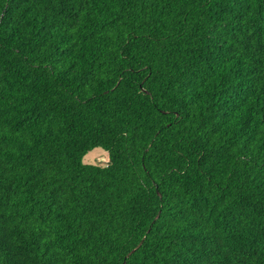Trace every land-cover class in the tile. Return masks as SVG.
Segmentation results:
<instances>
[{"label": "trees", "instance_id": "1", "mask_svg": "<svg viewBox=\"0 0 264 264\" xmlns=\"http://www.w3.org/2000/svg\"><path fill=\"white\" fill-rule=\"evenodd\" d=\"M125 260L264 264V0H0V264Z\"/></svg>", "mask_w": 264, "mask_h": 264}, {"label": "rangeland", "instance_id": "2", "mask_svg": "<svg viewBox=\"0 0 264 264\" xmlns=\"http://www.w3.org/2000/svg\"><path fill=\"white\" fill-rule=\"evenodd\" d=\"M109 156L102 148L90 150L83 158L85 163L107 164Z\"/></svg>", "mask_w": 264, "mask_h": 264}, {"label": "water", "instance_id": "3", "mask_svg": "<svg viewBox=\"0 0 264 264\" xmlns=\"http://www.w3.org/2000/svg\"><path fill=\"white\" fill-rule=\"evenodd\" d=\"M155 221V220H154ZM142 243H143V240L134 248V249H132L127 255H126V257H129L131 254H133L141 245H142ZM126 263V260L123 262V264H125Z\"/></svg>", "mask_w": 264, "mask_h": 264}]
</instances>
